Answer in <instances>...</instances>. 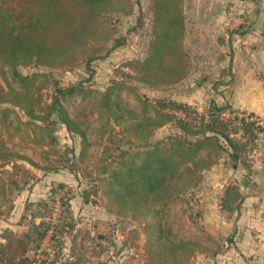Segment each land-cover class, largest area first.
<instances>
[{
  "label": "trees",
  "instance_id": "1",
  "mask_svg": "<svg viewBox=\"0 0 264 264\" xmlns=\"http://www.w3.org/2000/svg\"><path fill=\"white\" fill-rule=\"evenodd\" d=\"M129 5L130 0H0V217L8 205L12 206L11 196L23 188L22 164L41 167L19 148V140L42 146L49 156L57 152L56 125L62 123L69 133L81 138L80 152L71 150V168L77 162L93 161L95 180L107 196V209L130 223V233L137 234L141 227L147 234L141 259L146 264H188L199 253L220 252L213 234L198 221L188 193L223 158L251 171V143L258 131H264V124L240 114L256 115L254 112L234 109L229 103L211 101L208 111H200L193 103L174 96L154 101L139 92L135 82L160 89L190 72L183 1L152 0L147 54L130 59L127 65L133 72L123 71L122 78H113L103 90L86 85L87 78L56 87L48 100L44 89L55 80L52 71L21 70L26 65L73 69L83 64L91 69L94 60L108 56L127 41L125 35H116L109 12ZM143 22L141 11L137 25ZM58 92L95 101L96 116L86 111L72 114ZM123 92L135 94L139 104H129ZM168 123L177 130L153 141L155 131ZM89 194L86 192L87 197ZM244 198L240 185L230 183L221 207L237 212ZM175 205L188 211L198 233L176 231L180 215L175 212L173 220L167 219ZM50 228L51 222L42 219L33 221L22 234L11 229L2 233L0 264H57L59 259H34L27 253L46 238ZM52 234L50 238L55 236Z\"/></svg>",
  "mask_w": 264,
  "mask_h": 264
},
{
  "label": "rangeland",
  "instance_id": "2",
  "mask_svg": "<svg viewBox=\"0 0 264 264\" xmlns=\"http://www.w3.org/2000/svg\"><path fill=\"white\" fill-rule=\"evenodd\" d=\"M182 1L186 15L184 41L187 50L190 52L191 62L188 76L160 89H153L141 82L135 83L139 92L151 100L156 101L172 96L184 99L185 96L189 95L199 102L194 103V105L200 111H208L210 99L213 98L211 94L207 96V89H201V92L200 89H195V84L203 74L200 76L195 74L198 77L194 75L195 72H192L198 66L193 56L200 52L191 47L190 41L200 31L199 23L203 22V31L214 33L216 29L214 21L219 19V30L216 32L219 33L220 37L231 34L233 43L235 41L241 43L240 52L243 59L240 61L242 64L237 68V71L239 68L241 69V79L250 81L254 75V78L260 77L262 80V75L259 76L256 49L253 46L258 43L264 45V0ZM151 7L152 0H130V5L122 11L109 12L115 24L116 35H125L127 41L112 50L108 56L94 60L91 64L92 70L84 64L73 69L26 65L21 66V70L25 73L39 69L52 71L55 80L44 89L45 97L48 100L52 99L56 87H66L71 83L87 78L89 80L85 81L86 85H92L103 90L113 78H122L123 71L133 72L127 65L130 59L142 58L147 54V47L152 37L153 11ZM141 11L144 22L142 25H137ZM236 30L238 33H234ZM242 37L244 42H242ZM239 38L241 39L239 40ZM220 50V53H224V50L221 48ZM231 50H233V46ZM259 55L261 56V54ZM236 73L230 69L227 74L221 73L215 82L221 79H235ZM195 79L196 83L193 84ZM0 81L3 82L1 76ZM122 95L129 104L135 106L139 104L135 94L123 92ZM58 96L72 114L86 111V114L96 116L95 101L94 103L87 102V100L83 101L79 94L69 92H58ZM260 123L264 124V119ZM62 126L61 123L56 125L59 144L57 152H53L49 156L45 154L42 146H34L27 139L20 141L19 136L16 135L15 139L19 140L21 144L19 148L34 157L41 164V167L37 168L29 163L22 164L20 170L23 188L15 191L11 196L10 204L12 206L8 205L4 209L5 214L0 217V240L2 239L1 234L7 233L9 229L22 234L29 229V225L33 221L40 222L42 219H46L51 222L49 233L39 245L35 244L36 247L32 245V242V246L27 252L34 259H59L57 264L62 262L68 264L74 260H77L78 264H146L147 262L145 259H141V256L145 251L147 234L141 230V227L137 234L135 232L130 233V223L125 222L107 209V196L100 190L95 180L97 172L93 161L77 162L76 166L73 167L74 169L71 168L74 157L72 151L80 152L81 138L75 133L67 134L65 130L61 129ZM176 128V125L168 123L155 131L152 140L155 141L176 131ZM116 131L119 133V127ZM18 134L21 135V133ZM237 135L241 137L240 134ZM257 135L258 137L251 143L253 147L250 151L249 161L251 165L256 162L264 166V131H258ZM122 145L127 146L123 143ZM222 161L225 162V159L223 158ZM226 163L232 164L228 158ZM90 164L92 165L90 166ZM55 168L58 172L54 171ZM49 172L50 174H59V177H48ZM47 173L49 175L45 177ZM256 174L254 168L249 171L242 165V169L232 172L231 177L244 184ZM51 177H55V179ZM208 180V176L205 174L199 186L188 193L192 199L194 211L198 213V221L204 225L203 206L206 202H202L198 189L200 186L206 185V189L202 192L204 193L210 186L209 183L206 184ZM231 183H235V180L233 179ZM86 192H90L88 197ZM174 207L176 210L174 212L170 210L167 219L173 220L175 212L180 215L182 220L179 221V225L175 226L178 227L176 231L179 230L178 233L185 235L198 233V228L191 222L188 211H181L176 205ZM235 213L239 214L238 210L232 212L231 215L234 216ZM237 219L240 221L241 213ZM246 226L250 225L246 224ZM206 229L209 230L207 227ZM52 233H55V236L50 238ZM211 233L219 243L220 252L217 255L207 256L199 253L192 257L188 264H217V261H219L218 264H228L232 261L236 264H264V261L260 259L264 255V248H255L252 239L264 240L260 231L249 232L251 237L247 239L246 244H242L245 233L239 232L238 227L236 231Z\"/></svg>",
  "mask_w": 264,
  "mask_h": 264
},
{
  "label": "crops",
  "instance_id": "3",
  "mask_svg": "<svg viewBox=\"0 0 264 264\" xmlns=\"http://www.w3.org/2000/svg\"><path fill=\"white\" fill-rule=\"evenodd\" d=\"M223 17L225 18L224 14ZM214 22L216 27L215 32L213 33L211 31V33H208L202 30L204 27L201 21L199 23L201 28L200 31H198L195 37L190 41L191 47L196 49L197 52H200L193 56L198 66L194 68L192 72H195L194 75L199 74V76L203 74L201 79H198L197 83L195 82L196 79L194 80L193 84L196 83L195 89H200V92L202 91L201 89H207V96L211 94L213 98L210 99V101H215L219 105L229 103L234 109L252 111L258 117L264 119V45L262 46L258 43L253 46L254 49H256V59L259 62V76L262 75L261 77L263 79L260 80V77L254 78V75H252L250 81L245 79L244 81L241 79V69L239 68L237 71L239 65L242 64L240 61L243 59L240 52L241 43H239V41L233 43L231 34H225L223 37H220L219 33L216 32L219 30V19H216ZM240 39L241 38H239V40ZM242 42H244L243 37ZM232 46L233 50H231ZM220 48L224 50V53H220ZM228 49H230V51H228ZM259 54H261V56ZM230 69L237 72L236 78L232 80H223V82L216 84L215 80H217L218 76L221 73L227 74L230 72ZM183 100L193 104L199 103L194 100L193 96L189 95L185 96ZM61 129L69 134L64 124ZM253 168L255 172H257L256 176L243 184L231 177L232 172L242 169V165L234 166L233 164L221 161L205 172L209 179L208 182H206V184H210L209 188L204 193L202 192L206 189V185L200 186L198 189L202 202H206L205 206H203V222L205 226L214 234L229 230L236 231L238 227L239 232L243 231L245 233L244 243L242 244H246L245 242H247V239L251 237L249 236V232L260 231L261 235L264 237V166L255 162ZM54 171L58 172L57 169ZM49 174L47 173L45 177ZM50 176L59 177V174H50L48 177ZM51 178L55 179V177ZM233 179L235 183L240 185L241 191L245 193V198L238 208L239 214L235 213L234 216L221 207V201L225 194L226 186L230 184ZM240 213L241 219L239 221L237 217ZM246 224L250 226H246ZM252 239L254 240L255 248H264L263 239ZM263 258L264 255L260 257L262 261H264ZM236 261L239 262L238 260ZM218 263L219 261H217V264ZM228 264L236 263L232 261Z\"/></svg>",
  "mask_w": 264,
  "mask_h": 264
},
{
  "label": "built area",
  "instance_id": "4",
  "mask_svg": "<svg viewBox=\"0 0 264 264\" xmlns=\"http://www.w3.org/2000/svg\"><path fill=\"white\" fill-rule=\"evenodd\" d=\"M240 114L246 116L247 118L256 119L257 121L262 122V119L257 115H249L248 113H240Z\"/></svg>",
  "mask_w": 264,
  "mask_h": 264
}]
</instances>
